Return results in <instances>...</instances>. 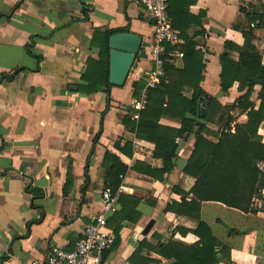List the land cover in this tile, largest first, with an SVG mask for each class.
I'll use <instances>...</instances> for the list:
<instances>
[{
	"label": "crops",
	"instance_id": "obj_1",
	"mask_svg": "<svg viewBox=\"0 0 264 264\" xmlns=\"http://www.w3.org/2000/svg\"><path fill=\"white\" fill-rule=\"evenodd\" d=\"M248 6L259 10L264 0H195L185 26L187 37L203 54L199 87L232 108V126L247 120L246 111L233 108L245 91L239 92L237 83L221 90L219 56L226 42L240 41L233 25L247 28L239 10ZM108 33L139 36L143 51L122 87L81 93L78 87L96 73H87V61H98ZM252 34L264 63V31ZM151 37V23L137 0H0V264H30L43 260L51 246L74 247L102 209L106 153L129 170L121 177L116 210L108 218L111 229L121 225L118 244L103 253L100 264H174L167 257L175 251L166 245L192 247L198 242L193 232L199 223L224 247L222 253L216 250L217 264H264V187L247 213L216 202L201 203L198 220L165 211L171 202L193 198L182 193L194 185L183 173L194 134L177 141L173 169L162 181L138 173L163 166L152 155L153 145L137 140L122 123L125 117L137 121L132 103L141 96L152 66ZM183 44L181 39L178 50ZM227 53L238 60V54ZM173 66L181 70L182 59ZM140 82L143 88L135 98L134 85ZM258 93L255 86L250 96L254 110ZM181 94L189 99L192 90L183 88ZM160 124L180 126L168 117ZM206 129L209 133L202 137L216 143L212 134L217 127L207 124ZM258 135L264 144V123ZM259 166L264 171V164ZM119 195L136 201L137 222L113 219L121 210Z\"/></svg>",
	"mask_w": 264,
	"mask_h": 264
},
{
	"label": "trees",
	"instance_id": "obj_2",
	"mask_svg": "<svg viewBox=\"0 0 264 264\" xmlns=\"http://www.w3.org/2000/svg\"><path fill=\"white\" fill-rule=\"evenodd\" d=\"M194 2L195 0H168L167 11L172 28L179 31L180 39L184 42L179 48L183 68L176 70L173 64L166 62L164 78L158 86L148 90L146 103L139 112L137 121L133 122L125 117L122 123L134 133L137 140L153 145V157L163 162L162 169L145 168L138 173L160 181L173 169L177 141L185 135H195L193 152L183 168V173L194 179V185L188 193H182L185 197L191 195L193 198L190 201L183 199L180 203L171 202L165 211L198 220L200 205L203 202H216L247 213L252 211V200L261 197L264 171L259 165L264 164V144L258 135V128L264 123V63L256 52L252 32L255 29L264 31V6H260L259 10L251 6L240 8L239 12L248 26L244 28L240 23L233 25V30L240 35V41L226 42L224 52L219 56L221 90L226 92L233 83H237L238 91H245L236 99L233 108L246 111L247 120L244 124L232 126V108L221 106L199 87L204 70L203 54L195 49V44L186 35L185 27L186 19L189 18L188 8ZM83 15L86 18L85 11ZM109 34L103 35V46L98 61H87V73H90L91 69L96 73L91 78H85V86L78 87L81 93L108 91L111 87L107 80ZM227 52L238 54V60L232 61ZM255 86L259 87L260 103L257 110H254V105L250 102ZM142 88L141 82L134 85L133 97L137 98ZM183 88L192 90L189 99L182 96ZM162 117L178 121L179 128L162 126ZM207 124L218 129L217 133L212 134L216 143L209 142L201 135L209 133ZM125 147L130 148L131 145L126 144ZM103 166V189L115 198L121 177L125 176L129 169L110 153L104 155ZM126 201L129 203L126 204ZM118 202L121 204V210L115 213L113 219L118 222H137L139 214L134 211L136 201L119 195ZM108 218L107 227L111 229ZM120 228L119 224L111 229L115 235L113 247L118 244ZM185 233L186 231L183 234ZM193 233L198 237V242L192 247L168 243L165 249L175 252L172 257L167 258L173 259L174 264H217L216 250L220 249L219 252L222 253L223 245L212 237L203 223H199Z\"/></svg>",
	"mask_w": 264,
	"mask_h": 264
},
{
	"label": "built area",
	"instance_id": "obj_3",
	"mask_svg": "<svg viewBox=\"0 0 264 264\" xmlns=\"http://www.w3.org/2000/svg\"><path fill=\"white\" fill-rule=\"evenodd\" d=\"M137 3L152 26V45L148 51L152 66L143 79L144 89L141 96L132 103L135 110L132 115L134 120L138 119V113L144 108L148 90L154 89L164 78V64H174L182 59L178 50L181 39L178 32L172 28L167 11L168 0H137ZM101 199L100 213L91 224L83 228L81 238L71 250L51 246L43 260H35L30 264H100L103 253L115 242L113 231L107 227V218L116 210V200L108 191L101 193Z\"/></svg>",
	"mask_w": 264,
	"mask_h": 264
},
{
	"label": "water",
	"instance_id": "obj_4",
	"mask_svg": "<svg viewBox=\"0 0 264 264\" xmlns=\"http://www.w3.org/2000/svg\"><path fill=\"white\" fill-rule=\"evenodd\" d=\"M108 84L122 87L137 56L143 49L141 38L131 33H117L108 37Z\"/></svg>",
	"mask_w": 264,
	"mask_h": 264
}]
</instances>
